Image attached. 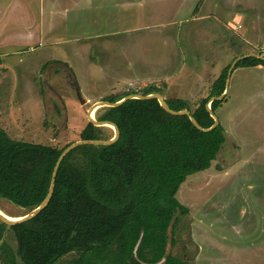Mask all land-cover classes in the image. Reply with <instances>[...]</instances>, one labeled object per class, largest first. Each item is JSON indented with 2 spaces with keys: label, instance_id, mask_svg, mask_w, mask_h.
Returning a JSON list of instances; mask_svg holds the SVG:
<instances>
[{
  "label": "rangeland",
  "instance_id": "374dc122",
  "mask_svg": "<svg viewBox=\"0 0 264 264\" xmlns=\"http://www.w3.org/2000/svg\"><path fill=\"white\" fill-rule=\"evenodd\" d=\"M247 53L264 55V0H0V127L63 147L94 103L148 86L195 108ZM215 114L226 140L179 187L189 210L167 252L184 264H264V69L236 67ZM0 209L24 213L6 200ZM0 244V264H24L12 230Z\"/></svg>",
  "mask_w": 264,
  "mask_h": 264
},
{
  "label": "trees",
  "instance_id": "16d2710c",
  "mask_svg": "<svg viewBox=\"0 0 264 264\" xmlns=\"http://www.w3.org/2000/svg\"><path fill=\"white\" fill-rule=\"evenodd\" d=\"M258 65L264 66V61L248 57L233 70ZM228 68L229 64L195 108L182 98H164L166 104L173 110H189L202 127H210L214 119L206 104L224 91ZM153 92L159 90L148 86L140 93L103 100ZM224 100L211 102L214 113ZM95 118L116 124L118 140L72 149L58 166L47 206L25 222L13 226L0 222V238L3 228L14 232L24 264H57L72 253L74 264H184L167 252L174 243L177 214L189 210L176 194L189 175L211 167L226 140L224 127L219 123L208 132L200 131L187 115L165 111L156 98L100 107ZM109 131L88 121L79 139H108ZM69 144L14 139L0 127V200L16 205L23 214L37 207L47 195L58 156Z\"/></svg>",
  "mask_w": 264,
  "mask_h": 264
},
{
  "label": "water",
  "instance_id": "95a60500",
  "mask_svg": "<svg viewBox=\"0 0 264 264\" xmlns=\"http://www.w3.org/2000/svg\"><path fill=\"white\" fill-rule=\"evenodd\" d=\"M248 57H256L259 58L261 60L264 61V55L261 54H256V53H247V54H243L241 56L236 57L230 64L229 68H228V72H227V77H226V82H225V89L222 92V94L216 96V97H212L209 102H207L206 104V108L207 111L209 112L210 116L214 119L213 124L210 127H202L197 121L196 119L191 115V112L189 110H173L171 109L165 102L164 97L158 93V92H153L150 94H128L126 96H124L123 98H121L118 101L115 102H109V101H99L94 103L90 110H89V122H91L92 124L99 126V127H109L113 130V135L112 137L108 138V139H79L76 140L72 143H70L68 146H66L62 152L60 153V155L58 156V159L55 163L54 169L52 171V175H51V179H50V185H49V189L47 192V195L45 196V198L42 200V202L35 207L34 209H32L31 211H29L26 214L23 215H19V216H10L7 215L6 213H4L1 209H0V222L8 225V226H13L22 222H25L29 219H32L33 217H35L36 215H38L49 203L51 196L53 194L54 191V186H55V178H56V174H57V169L58 166L60 164V162L62 161V159L75 147L80 146V145H84V144H93V145H110L113 144L114 142H116L119 138L120 135V131L119 128L117 127L116 124H114L113 122L110 121H99L95 118V112L98 108L100 107H116L119 106L120 104H122L125 100L127 99H131V98H139V99H147V98H156L160 104V106L167 112L174 114V115H187L191 121V123L200 131L203 132H208L210 130H212L213 128H215L216 126H218L219 119L217 117V115L212 111L211 108V102L213 100H220L222 98L225 97V95L228 92V85H229V80H230V75L233 71V68L235 67L236 63L244 58H248ZM78 96L80 99V102L85 103L86 101L82 98L80 92H78ZM12 217V218H11Z\"/></svg>",
  "mask_w": 264,
  "mask_h": 264
},
{
  "label": "crops",
  "instance_id": "0c3cea01",
  "mask_svg": "<svg viewBox=\"0 0 264 264\" xmlns=\"http://www.w3.org/2000/svg\"><path fill=\"white\" fill-rule=\"evenodd\" d=\"M255 70H262V69H264V68H262V66H260V65H258V66H255V67H253Z\"/></svg>",
  "mask_w": 264,
  "mask_h": 264
},
{
  "label": "bare ground",
  "instance_id": "6f19581e",
  "mask_svg": "<svg viewBox=\"0 0 264 264\" xmlns=\"http://www.w3.org/2000/svg\"><path fill=\"white\" fill-rule=\"evenodd\" d=\"M12 218V217H11Z\"/></svg>",
  "mask_w": 264,
  "mask_h": 264
}]
</instances>
